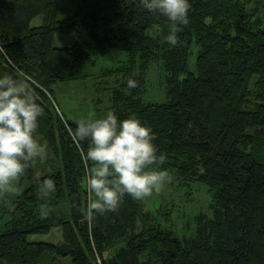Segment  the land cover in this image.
<instances>
[{
	"label": "trees",
	"instance_id": "1",
	"mask_svg": "<svg viewBox=\"0 0 264 264\" xmlns=\"http://www.w3.org/2000/svg\"><path fill=\"white\" fill-rule=\"evenodd\" d=\"M61 0H0V75L21 79L44 109L35 135L56 157L40 176L32 162L21 176L29 183L14 202L12 217L0 230L5 264H264V0H190L189 23L180 26V43L163 36L172 25L147 12L139 0H76L59 18ZM42 16L38 25L30 20ZM55 33L75 35L70 46H54ZM195 45L197 72L188 57ZM109 47L139 54L142 66L161 59L166 96L145 101L140 80L113 91L119 120L135 115L151 127L160 170L172 182L204 186L209 210L194 217L189 237L149 221L144 200L125 195L119 209L87 217L90 196L85 156L90 145L74 137L78 124L59 110L52 86L85 78L84 65ZM130 67V66H129ZM52 178L56 192L38 191ZM202 183V184H199ZM67 196L70 215L59 201ZM47 208L48 215L41 210ZM205 213H210L206 215ZM137 220L140 229L137 230ZM60 230V241L30 239ZM113 248L110 252L108 249Z\"/></svg>",
	"mask_w": 264,
	"mask_h": 264
},
{
	"label": "clouds",
	"instance_id": "2",
	"mask_svg": "<svg viewBox=\"0 0 264 264\" xmlns=\"http://www.w3.org/2000/svg\"><path fill=\"white\" fill-rule=\"evenodd\" d=\"M143 8L167 19L172 27L163 36V43L175 47L180 43V26L189 23L190 0H139ZM128 79L127 87L135 88ZM44 109L31 95L25 83L9 74L0 75V193L18 192L17 181L30 162L43 158L46 146L34 134ZM78 142H88L85 158L92 162L86 171V189L90 196L87 217L115 212L125 195L144 200L162 191L173 177L160 170L166 157L158 154L151 127L135 117L119 120L112 111L104 118L82 120L72 134ZM54 179L43 181L38 195L50 198L56 192ZM47 216V208L41 210ZM0 264H5L0 259Z\"/></svg>",
	"mask_w": 264,
	"mask_h": 264
},
{
	"label": "rangeland",
	"instance_id": "3",
	"mask_svg": "<svg viewBox=\"0 0 264 264\" xmlns=\"http://www.w3.org/2000/svg\"><path fill=\"white\" fill-rule=\"evenodd\" d=\"M76 0H61L59 18L71 14L75 8ZM42 22V16L38 15L30 20V25H38ZM75 41V35L55 33L54 46H70ZM197 50L195 45L191 48L188 57L190 70L197 72L195 60ZM93 62L84 65L85 78L74 80H62L53 84V95L59 110L72 122H81L89 117L92 119L104 118L107 112L113 110V91L128 79L143 77L140 80L141 96L145 101L161 102L166 96L165 76L161 59H152L147 67L142 66L139 54L134 60L125 51L109 47L104 55L92 57ZM130 66V67H129ZM39 143L46 146V154L32 162L34 173L37 176L45 173L50 163L56 165V157L47 147L40 135H35ZM18 192L0 193V230L12 217V211L17 194L29 183L26 178H20L17 182ZM199 184H202L199 182ZM191 187L177 183H169L161 192L154 193L142 203V211L147 213L149 221L154 224H162L171 228L180 240L189 237L195 227L194 217L198 213L209 210L210 197L204 186ZM59 201L60 212L70 215V206L67 196ZM210 215V213H205ZM137 230L140 229V220H137ZM30 239L39 241L59 242L60 230L52 228L48 234H32ZM110 252L113 248L108 249ZM43 264H51L43 262ZM53 264H72L69 256L57 257ZM151 264H160L153 259Z\"/></svg>",
	"mask_w": 264,
	"mask_h": 264
}]
</instances>
